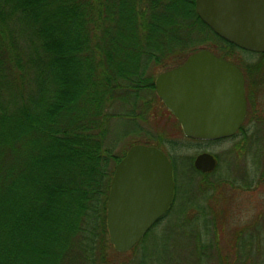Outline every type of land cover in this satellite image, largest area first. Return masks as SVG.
Listing matches in <instances>:
<instances>
[{
    "label": "trees",
    "instance_id": "obj_1",
    "mask_svg": "<svg viewBox=\"0 0 264 264\" xmlns=\"http://www.w3.org/2000/svg\"><path fill=\"white\" fill-rule=\"evenodd\" d=\"M208 40L206 48L236 64L245 80V121L221 140L248 136V122L264 135L255 103L264 91V54L234 62L238 47L199 19L195 0H0V264H116L122 254L131 264H264V214L255 231H236L224 248L215 213L206 217L199 201L222 185L264 183V138L257 169L242 172L245 184L227 177L178 197L176 179L171 211L131 250L116 252L108 239L109 185L127 151L108 143L111 121H153L164 106L156 75ZM161 135L135 143L160 148Z\"/></svg>",
    "mask_w": 264,
    "mask_h": 264
},
{
    "label": "water",
    "instance_id": "obj_2",
    "mask_svg": "<svg viewBox=\"0 0 264 264\" xmlns=\"http://www.w3.org/2000/svg\"><path fill=\"white\" fill-rule=\"evenodd\" d=\"M195 12L214 34L236 47L264 54V0H195ZM155 93L185 137L215 141L232 137L246 115L241 69L208 49L158 73ZM214 156L197 154L193 167L213 171ZM173 199L172 165L153 145L136 143L115 165L105 224L116 252L131 250L166 213Z\"/></svg>",
    "mask_w": 264,
    "mask_h": 264
},
{
    "label": "rangeland",
    "instance_id": "obj_3",
    "mask_svg": "<svg viewBox=\"0 0 264 264\" xmlns=\"http://www.w3.org/2000/svg\"><path fill=\"white\" fill-rule=\"evenodd\" d=\"M212 43H214L212 40H208L200 43L197 47L206 48L213 45ZM257 57L255 52L240 48L231 52V59L242 65L255 62ZM255 103L257 110L264 112V91L259 94ZM154 114H156V116H153L154 120L145 123L142 121L136 122L130 118L113 119L110 124L108 143L117 153H121L130 147L132 143L156 141L154 139L156 134L158 135L159 132L164 134V136L161 135L164 140L161 141L160 150L175 160L174 176L177 179L178 197L185 195L181 193H184L187 187H191V185L197 189L206 182V185L210 188L215 182L222 181L227 177L233 178L239 184H245L248 179L243 173L247 172V175L250 176L257 169L255 165H258V163L255 164V162H259V158L257 159L255 148L258 146L257 143L262 141L264 135L254 132L255 125H250L249 122L246 124L249 127V135L245 138L237 136L207 144L204 141L185 137L176 118L169 115L164 106L159 105ZM139 127L142 129L140 130ZM146 130L150 131V136L145 134ZM201 152L212 154L216 160L213 171L204 177L192 169L195 156ZM235 173L239 175L235 176ZM222 186L219 191L216 192L215 189L207 197L200 198L199 201L204 204L202 211H204L206 217L211 218L209 214L215 213L217 218L215 221L220 223L216 224L213 221L216 224L215 230L218 227L221 245L227 248L225 246L232 243L236 231L245 228V236H247V231H255L258 216L261 213L264 214V183L260 182L248 190L246 188H233L228 185ZM208 207L213 211H210ZM195 212L193 211L191 215L194 216ZM203 218V215L200 216L199 222ZM210 225L211 230H213V224ZM253 245L255 256L256 243H253ZM178 257L177 260L180 262L183 255L180 259ZM130 259V254H122L118 255L115 261L116 264H131ZM249 260L247 261L249 264H254V262L251 263V259Z\"/></svg>",
    "mask_w": 264,
    "mask_h": 264
},
{
    "label": "flooded vegetation",
    "instance_id": "obj_4",
    "mask_svg": "<svg viewBox=\"0 0 264 264\" xmlns=\"http://www.w3.org/2000/svg\"><path fill=\"white\" fill-rule=\"evenodd\" d=\"M164 105V104H163ZM165 107V106H164ZM166 108V107H165ZM166 111H168V113H169V115H172L173 116V114L166 108ZM246 114H247V102H246ZM173 118H175L174 116H173ZM245 118H246V115H245ZM244 121H245V119H244ZM243 121V122H244ZM242 122V123H243ZM241 126V125H240ZM239 129V128H238ZM238 129H237V131H238ZM236 131V132H237ZM171 161V160H170ZM171 164H172V162H171ZM174 173H175V169H174V167H173V165H172V176H173V199H172V203H171V205H170V207H169V209L166 211V213L164 214V215H166L169 211H171V209H172V204H173V201H174V196H175V192H176V179H175V176H174ZM163 215V216H164Z\"/></svg>",
    "mask_w": 264,
    "mask_h": 264
}]
</instances>
